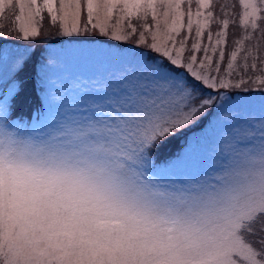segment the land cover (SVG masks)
I'll use <instances>...</instances> for the list:
<instances>
[{
  "label": "snow or ice",
  "instance_id": "snow-or-ice-1",
  "mask_svg": "<svg viewBox=\"0 0 264 264\" xmlns=\"http://www.w3.org/2000/svg\"><path fill=\"white\" fill-rule=\"evenodd\" d=\"M0 264H264V0H0Z\"/></svg>",
  "mask_w": 264,
  "mask_h": 264
},
{
  "label": "rangeland",
  "instance_id": "rangeland-1",
  "mask_svg": "<svg viewBox=\"0 0 264 264\" xmlns=\"http://www.w3.org/2000/svg\"><path fill=\"white\" fill-rule=\"evenodd\" d=\"M29 74H31V73H29ZM30 80L31 79H29V81ZM32 88H33V86H32ZM30 93H32V96H34V98H36L35 101L33 102L34 104L32 103L35 107L34 110L41 108V104H40L39 98L36 94V91L33 89V90H31ZM75 109H76V105L70 104L69 112H68V115L70 117H76L79 115V113H77ZM29 117H26V118H29ZM192 134L199 135L200 133H199V130L194 129L192 133L185 134V135H192ZM184 141H185V136H177L176 138L169 140L162 147L163 151L160 148V150L156 156L157 163L162 162L163 160L173 156L175 153L180 151L181 148L184 146Z\"/></svg>",
  "mask_w": 264,
  "mask_h": 264
},
{
  "label": "trees",
  "instance_id": "trees-1",
  "mask_svg": "<svg viewBox=\"0 0 264 264\" xmlns=\"http://www.w3.org/2000/svg\"><path fill=\"white\" fill-rule=\"evenodd\" d=\"M28 78L31 79V74H29ZM27 90H28V103H25L18 109V111L21 112L24 116H30L31 112L34 111V108H35L33 105L34 104L33 102L35 101L36 98H34V96H32V93H30L31 90H33L31 80L29 81Z\"/></svg>",
  "mask_w": 264,
  "mask_h": 264
}]
</instances>
